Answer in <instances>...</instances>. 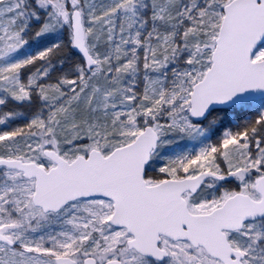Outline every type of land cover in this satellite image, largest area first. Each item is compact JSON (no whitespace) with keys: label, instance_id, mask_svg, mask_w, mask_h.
<instances>
[{"label":"snow or ice","instance_id":"snow-or-ice-1","mask_svg":"<svg viewBox=\"0 0 264 264\" xmlns=\"http://www.w3.org/2000/svg\"><path fill=\"white\" fill-rule=\"evenodd\" d=\"M0 264H264V0H0Z\"/></svg>","mask_w":264,"mask_h":264}]
</instances>
